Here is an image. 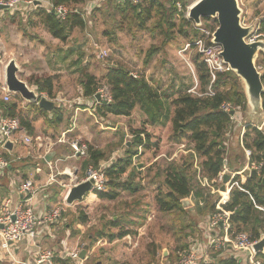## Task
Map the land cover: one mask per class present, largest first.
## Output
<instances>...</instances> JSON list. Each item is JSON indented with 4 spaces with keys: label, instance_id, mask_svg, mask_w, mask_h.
Listing matches in <instances>:
<instances>
[{
    "label": "rangeland",
    "instance_id": "rangeland-1",
    "mask_svg": "<svg viewBox=\"0 0 264 264\" xmlns=\"http://www.w3.org/2000/svg\"><path fill=\"white\" fill-rule=\"evenodd\" d=\"M31 1L34 3L43 0ZM195 1L185 0V7L181 8V11L186 18H188V8L186 9V6H191ZM237 1L242 9L241 21L245 25L257 24L258 16L264 13V0ZM102 6L103 3L99 6L100 9L95 10L96 7L90 14L87 12L89 7H86V4L78 6L80 12L83 14L85 12L84 17L87 20L86 29L75 28L81 51H73L71 54L69 51H54L53 47L46 49L50 51H25L24 54H20L21 56L18 57L19 59L17 60L19 62L17 65L28 70L29 79H40L49 74L54 75L53 97H49L45 93H38L35 86H28L35 90L40 97L53 100L55 105L59 106L58 109L64 113L68 123L69 118L77 113V128L74 134L71 135L86 141L93 150H101L103 160L111 157L113 159L123 157L125 148L130 145L133 146V150L137 151V154L132 158V163L138 170L135 180L142 182L141 191L134 196L128 192L120 191L119 197L112 201L98 199L92 193L81 202H73L69 205L75 207L76 215H84L86 217V221L79 228L80 239H78L76 249L84 248L83 236L94 232L96 228L101 227L103 223L110 221L114 216H125L127 217V227L132 232L130 233L132 245H128L124 237L112 242L105 238L99 239L102 242L97 244L98 241H96L95 247L87 251L88 255H86L87 257L89 256V260L93 259V257H101L102 264H174L178 260V252L187 245V242L184 241L189 240L185 232L182 231V226L188 227L186 232L187 230L191 232L190 239L199 240L196 247L197 250L206 249L208 244V240L204 243V247L201 244L202 238H204L202 232L204 229H201L198 223L202 215L198 216L192 213L191 216L175 219L173 214L160 212L154 200L155 195L159 191H165L162 185L164 177L162 169L172 158L178 157L179 154L192 153L187 151L190 146L187 143H174L170 140L171 123L168 118L164 124L150 125L143 123L146 120V116L138 106L131 111L129 116L107 115L104 118L96 117L92 107L99 103L100 99L106 100L108 96L111 97L104 75L110 65L122 64V62L128 64L129 67L127 68L131 71L133 77L143 76L145 79L154 80L155 83H159L162 86V89L170 97L176 96L179 90H186L196 95L191 90H198L197 75L192 62V58L197 52L192 47L185 49L193 35L189 37L181 36L178 30L174 28V38L165 46H161V39L156 34L151 35L148 30L138 28L134 18L124 19L120 13L109 8V11L114 13V16L111 17L110 14L106 15V13L102 12L104 9ZM31 11L28 13H31ZM14 13L20 12L15 11ZM212 19L202 22L206 27L212 29L214 26ZM152 21L146 22V25H150ZM256 24L254 25L255 27ZM39 26L42 27L41 24ZM107 31L112 33V37L105 34ZM11 34L12 32H8L7 38L2 40L6 48L9 45V36ZM35 35H39V33L36 31ZM39 38L41 37L39 36ZM35 40L39 41L37 37ZM51 45L53 46V44ZM151 45L160 46V48L145 63L147 58L146 51ZM57 46L61 47L62 45ZM0 48L2 49L1 43ZM32 49L34 50L33 47ZM4 52L2 51L1 54L4 56L2 58L3 62L6 63L13 55L8 53L4 55ZM20 59L24 61L20 62ZM257 59L255 65L259 66V72L262 74L264 64L261 60L257 62ZM66 65L71 69H67ZM79 67L80 69L84 68L85 72L91 74L95 82L99 84L95 93L99 96V99L96 100L94 97L92 99L83 95L79 83L82 80ZM9 101H18L19 105L22 106V113L34 119L32 124L37 134L47 137H52V135L55 137L57 135L54 131L55 127L52 124L47 126L44 123V117L40 115L38 109L30 106L32 103H28L18 94H12ZM34 105L36 104L34 103ZM241 109L240 116L242 115V120L239 118L238 122V119L236 121L231 119V129L228 134L227 146L229 154L226 156L228 162L234 168H225L224 170L225 173L232 174V176L235 175L233 174L235 168L238 169L239 167L240 170L238 172H240L247 165V159L242 150L244 145L240 144L241 121L244 125L254 126L259 124L254 112L247 105L246 109H243V107ZM65 127L67 125H59L57 131L59 132L61 128ZM140 129L147 131L150 143H146V146L136 147L134 146L132 131ZM181 145H184V147H181ZM28 149H30V146L25 147V150ZM36 153L37 151H34L31 156H26L25 159L30 158L36 161L34 157ZM23 155L26 154L24 153ZM157 156L158 158L154 160ZM82 158L85 159V157ZM38 162L43 164L41 159H38ZM78 164L81 168L82 159H79ZM127 173L122 175L121 180L126 179ZM81 175L79 173L77 178L79 179ZM192 183L198 189H201L197 185L194 174H192ZM143 213L146 215L142 221L141 216H143ZM129 221L135 223L142 221V225L137 227V225L129 224ZM187 224L191 226H186ZM110 231H116V229L110 227ZM181 244L184 246H181ZM208 249V256H217L218 252L221 251L212 247ZM201 264H207V262L205 261ZM209 264L215 263L211 262Z\"/></svg>",
    "mask_w": 264,
    "mask_h": 264
},
{
    "label": "trees",
    "instance_id": "trees-1",
    "mask_svg": "<svg viewBox=\"0 0 264 264\" xmlns=\"http://www.w3.org/2000/svg\"><path fill=\"white\" fill-rule=\"evenodd\" d=\"M92 0H49L52 7L64 5L69 10L65 18L57 17V14L51 9H39L42 24L48 30L52 37L64 42L67 40L70 32L74 28L85 29L87 20L84 14L79 11L78 6H82ZM176 1L183 4L185 0H141L138 4L128 2H118L117 0H100L98 6L90 9H100L103 3L102 12L106 15L114 16L109 8L120 13L121 17L129 20L134 18L137 27L148 30L151 35L156 34L161 39V46H165L174 38L173 30L176 28L181 36L189 37L192 42L197 36L198 31L193 27L191 20L183 15L175 5ZM153 20L150 25L146 22ZM211 20V18H203L202 21ZM178 21V22H177ZM213 28L216 27V19ZM258 31L264 33V13L258 16ZM106 35L112 37V33L106 32ZM160 46L151 45L146 51V60L158 51ZM261 60L264 64V54H260L257 62ZM195 67L199 95H193L186 90H179L178 94L170 97L165 93L159 83H155L152 79H145L143 76L133 77L127 63L113 64L107 68L104 75L105 83L109 88L111 95L110 101L100 99L99 103L94 105L92 109L98 118H104L107 115L113 116H129L131 111L138 106L146 116L145 124L157 125L164 124L168 118L171 123L170 140L174 143H187L193 152L200 158V165L203 173L209 178L214 179L225 168H231L232 164L228 162L229 149L227 146L228 134L231 129L229 115L220 109V105L224 101L239 104L246 109L247 100L244 89L239 78L232 72H219L214 81L213 95L205 94L207 92L210 76L206 64L201 60L198 53L192 58ZM82 80L80 85L83 95L97 100L98 83L94 77L85 72L84 68L80 69ZM264 80V73L261 76ZM36 87V90L46 92L47 96L53 97L52 86L55 80L54 75L45 76L43 78L30 79ZM17 98V96H15ZM38 109L39 113L45 118H49L48 124L55 127L61 122L62 113L56 107L50 115L47 111L39 108L34 104H30ZM262 106L264 109V94L262 95ZM171 108V109H170ZM0 117H16L19 119L21 127L33 136L34 127L32 120L28 115H24L18 109L16 101L0 102ZM49 115V116H48ZM134 137V146H146L150 143L149 134L145 129L132 131ZM144 136V137H142ZM145 138V139H144ZM239 138V136H238ZM243 145L251 150L250 162L260 164V169L256 171V176L245 177L247 173L243 171L241 174L230 175L229 193L221 191V200L228 201L224 204V209L230 213L229 216V232L234 235L238 232H246L250 240L258 241L264 236V128L258 130L253 126H246L242 137ZM133 146L126 147L123 157L113 159V162L105 171L106 184L101 192H93L94 196L102 200H115L119 197L120 191L134 194L141 189L140 180H135L138 172L132 163V158L137 154ZM227 155V156H226ZM103 160L101 150H93L89 146L88 157L82 160L81 168L84 170L89 164L97 165ZM192 164L193 154H179L178 157L172 158L162 169L164 177L162 185L165 191H159L155 197V203L158 210L162 213L173 214L175 219L191 216L208 214L211 216L216 211V203L220 199L219 193H210L205 189H198L192 183ZM134 165V166H133ZM130 168V170H128ZM238 167L233 172H238ZM128 171V173H127ZM127 173L125 180H121L122 175ZM242 177H245L242 179ZM198 185V184H197ZM216 194V195H215ZM213 197V198H212ZM189 200V205L184 206L182 200ZM55 203V202H54ZM58 203V202H57ZM56 204V203H55ZM146 210V209H145ZM144 210V211H145ZM143 211V210H142ZM145 214L141 216L143 221ZM202 217V216H201ZM115 218V219H114ZM103 223L101 227L96 228L94 232L83 236L84 243L86 241L88 248H91L95 242L101 238L112 242L121 239L126 234L132 233L127 227V217H117ZM76 219L81 224L86 221L84 215H77ZM142 221L135 223L129 221V224L142 225ZM186 226H191L187 224ZM110 227L116 231H110ZM127 227V228H126ZM188 227L182 226V231ZM191 232H185L186 237ZM181 246H184L181 244ZM190 250V245L179 251L178 258L185 252ZM229 250V249H228ZM231 252V251H230ZM246 259V257L244 256ZM264 264V252L258 254ZM54 264H73L68 256L63 255L54 259ZM83 264H102V258L93 257L89 260V256L84 260ZM215 264H248L247 261L235 258V253L218 259Z\"/></svg>",
    "mask_w": 264,
    "mask_h": 264
},
{
    "label": "built area",
    "instance_id": "built-area-1",
    "mask_svg": "<svg viewBox=\"0 0 264 264\" xmlns=\"http://www.w3.org/2000/svg\"><path fill=\"white\" fill-rule=\"evenodd\" d=\"M100 0H92L87 5L88 10L98 6ZM118 2H128L131 4H138L141 0H117ZM34 3L31 0H0V6L4 7L5 10L16 11L20 6H31ZM176 7L179 11L183 8V4L180 1L175 2ZM185 7V6H184ZM190 6H186V9ZM52 11L57 14V17L63 19L68 13V8L64 5H58L51 7ZM242 22V21H241ZM258 23V22H257ZM242 24H244L242 22ZM245 25V24H244ZM193 27L197 29L198 36L185 47L194 48L195 51L199 54L201 60L206 64V67L209 71L210 83L205 94L213 95V83L216 80L217 74L219 72H228L231 71L230 66L225 63L221 57V46L219 44L212 43V34L214 28L206 27L203 22L201 25L197 26L193 23ZM258 39H264V33L258 31V24H256L255 29L252 33L246 38V41L253 42ZM3 56L0 54V96L1 99L5 102H8L11 99L12 92L8 90L5 79V69L8 62H3ZM259 71V66L257 67ZM192 72L193 69L191 68ZM264 73V71H263ZM261 74V76L263 75ZM264 85V80H262ZM197 84V83H196ZM196 87V85H195ZM192 93L199 95L200 94L194 89L191 90ZM106 100H111V97H107ZM105 100V101H106ZM242 106L239 104H234L232 102L224 101L220 105V109L229 115L230 120L234 119L235 121L239 118L242 120V115L240 116V110ZM241 133H240V144L242 143V137L245 132L246 126L241 121ZM253 126V125H251ZM255 127L258 130L264 128V113L263 118L259 124H255ZM19 133H22V128L19 123V119L16 117H0V145L5 146L7 141L12 140ZM21 138L23 143L28 146H33L39 152V158L46 161L45 157L51 150V147L56 145V142L64 143L67 141L65 133H62L61 136L55 140L47 136H41L36 134L34 136L22 133ZM70 153L67 158H79L87 157L88 155V145L81 139H75L69 141ZM184 147V145H181ZM244 154L247 159L246 167L240 172H233V174H241L243 171L247 172L245 177H249L250 171L252 169L258 171L260 169V164L255 162H250L251 150L244 148ZM187 151L192 152L193 154V173L198 185L205 190H208L210 193H219V186L223 181V174L225 171L220 172L216 178L209 179L202 171L200 165V158L193 152L192 149H187ZM113 162V157L100 161L97 165L89 164L84 170V176L78 180L76 176V169L73 167L65 166L63 169L57 165V161H46L49 169V176L44 183L36 184L32 178H26L18 186V193L20 200L18 204L11 207V199L5 198L0 203V241L3 248H7L9 243L20 242L24 238L34 239L39 232V229L42 228L45 224H52L57 222L61 218V214L65 211L67 206L65 202L66 195L69 189L81 182L92 181L91 189L86 194L85 199L92 194L93 192H101L105 188L106 178L105 171ZM6 165V162L0 158V167ZM66 175L67 182L64 179H59V177ZM245 177H242L244 179ZM58 184L60 187L64 188V193L62 199L51 206L48 210H45L41 213L35 211L34 199L39 195V192L47 186ZM229 190V182L226 183V192ZM226 201L220 199L217 201L215 207L216 211L209 216L208 226H210L209 231L214 229L222 228L224 233L217 235H208V246L213 247L217 250L229 249L231 252L241 255L244 254L248 264H262L260 258H258L259 252L255 251L254 244L257 241H252L249 238V235L246 232H238L232 235L229 232V216L230 213L224 209V204ZM14 216V220L12 217ZM124 238L127 241L128 245H132V238L130 234H126ZM80 250L73 249L69 251L66 256L69 257L73 264H83V259L79 257ZM53 253L49 250L41 251L38 257L34 262L25 264H54L53 263ZM207 254L205 250L197 251L194 248H190L188 252L183 253L178 261L175 264H201L202 262H207ZM237 258V256H235ZM208 263V262H207Z\"/></svg>",
    "mask_w": 264,
    "mask_h": 264
},
{
    "label": "crops",
    "instance_id": "crops-1",
    "mask_svg": "<svg viewBox=\"0 0 264 264\" xmlns=\"http://www.w3.org/2000/svg\"><path fill=\"white\" fill-rule=\"evenodd\" d=\"M89 2H86V7L87 5H89L88 4ZM32 6H29V7L20 6L18 9H16V11H19L20 13H14V14L13 12L15 11L0 9V43L2 44V49L0 48V54L2 51L3 52L5 51L4 55L7 53L13 55V57L11 56L10 59H14L17 65V63L19 62V60H17L19 59L18 57L21 56L20 54H24L25 51H50V50H46V49H49V47H53L54 51H69L71 52V54L73 51H81V49H79L80 43H79V39L76 36L75 28L70 32L67 40L62 42L59 39L52 37L51 34L48 32V30L42 24L41 15L39 14L38 10L44 8L45 10L49 11L51 9L52 11V8H51L52 6L49 0H43L40 2L36 1L34 2V5ZM29 11H31V13H28ZM1 19L3 20L1 21ZM39 24H41L42 27H40ZM36 31L39 33V35H35ZM8 32H12V34L9 36V45L6 48L4 41L2 40L7 38ZM39 36L41 38H39ZM36 37L38 38L39 41L35 40ZM51 44H53V46ZM57 45H62V46L58 47ZM32 47L34 48V50L33 49L31 50ZM23 61L24 60L20 59V62H23ZM17 66L19 68L17 72L18 78L25 81L27 85L35 86L33 82L28 78L29 77L28 70H25L19 67V65ZM66 67L69 70L71 69L67 65ZM79 71H80V67H79ZM51 75L52 74H49L48 76H51ZM41 93L46 94V92H41ZM0 102H5L1 99V96H0ZM17 105H18V109L22 110V106L19 105L18 101H17ZM56 107L57 106L55 105V108ZM60 112L62 113V111ZM48 113L50 115L51 111ZM23 114L27 115L25 113ZM76 115L73 114V116L69 118V123H68L66 117H64V113H62L61 122L57 124L56 127L52 124L55 127L54 131L57 135L55 137H53L52 135V137L50 138L56 141V139H58L62 133H65L67 141L64 143L56 142V145L51 147V150L49 151V153L53 152V155L51 156V160L53 162L57 161V165L60 168L63 169L65 166H69V167L71 166L76 169V172H75L76 176L79 173H81L82 174L81 177L79 179L77 178L78 180H80L84 176L85 169L83 170L82 168L79 167L78 161L79 159L83 160V158L81 157L67 158L70 153L69 141L79 138V137H75L71 135V134H74L77 128L76 126L77 116ZM41 116L44 117L43 115ZM28 117L33 122L34 119L31 118L29 115ZM43 119H44V123L48 126V123L46 120H48L49 118L44 117ZM62 124L64 126L67 125V127L61 128L60 131L58 132L57 129L59 128V125H62ZM36 132L37 131L34 127L33 136L37 134ZM22 133H26V131L23 128H22ZM22 133H19L12 140L7 141V143H11V147H7L6 146L7 143L5 144L4 147L0 145V158L6 162V165L0 167V203L3 199L10 198L11 207L18 204L20 200V197H19L20 195L18 193V186L21 183V181H23L26 178H32L36 184H41V183H44L49 176V169H48V165L46 164L47 160L46 161L42 160L43 164H40V162H38V159H40L38 156L39 152L33 146H31L30 149L25 150V147H27L28 145L23 143V140L21 138ZM84 142L87 144L86 141ZM242 150L244 153V149ZM34 151H37L36 156H34L36 161L30 158L25 159L26 156H29V155L31 156L32 155L31 153H33ZM88 151H89V146H88ZM24 153L26 155H23ZM156 158H158V156L155 157L154 160H156ZM224 174H227V173L224 172ZM59 179H64L65 182H67L66 175L59 177ZM141 183L142 182H140V185ZM64 190L65 189L60 187V185L58 184H53V185L47 186L46 188H43L41 192H39V195L33 200L34 205H35V211L37 213L38 212L41 213L45 210H48L51 206L55 205V203L59 202L62 199ZM139 191H141V189ZM138 192L134 194H130V193L129 194L134 196ZM228 193H229V190L227 194ZM108 201H112V200H108ZM189 211L194 213L193 209H190ZM76 213L77 211L75 207L67 205L65 208V211L61 214V218L55 223L45 224L44 226H42V228L39 229L38 235L34 239L24 238L20 242L9 243L7 248H3L1 245V241H0V264H25L26 262L32 263L38 257L39 253L44 250H49L53 253V256H54L53 263H54L55 258L62 257L63 255H66L69 251L76 249V245L78 244V239H80V236H79L80 229L79 228L81 226V221L76 219V216H77ZM208 218H209L208 214L202 215L198 223V226L201 229L202 228L204 229L202 231L204 238H202L203 241L201 242L203 247H204V243L207 242L209 238L208 235L213 236V235L224 233L222 228L209 231L210 226H208ZM76 229H78V231H76ZM185 232H186V229H185ZM188 232L189 231L187 230L186 233ZM190 235L187 236L189 240L188 241L185 240L184 242H187L190 245V248L192 247L197 250L196 247H197V243H199L198 242L199 240L190 239ZM97 241H98L97 244L98 243L100 244L102 242L100 240H97ZM86 245L87 243H83V247H85ZM95 245H96V242L92 247L94 248ZM91 248H87V251ZM208 248H211V247H209L207 244L206 249H199V250H205L208 256V252H209ZM79 250L81 251L82 249H79ZM218 253L219 254L217 256L209 255L207 258V262H208L207 264L211 262L216 263L218 259L223 258L227 255H230L233 252H230V250L225 249V250H221ZM235 256H237V259L239 261L242 260L243 262V260L244 261L246 260L244 258L245 256L244 254H241V255L235 254Z\"/></svg>",
    "mask_w": 264,
    "mask_h": 264
},
{
    "label": "water",
    "instance_id": "water-1",
    "mask_svg": "<svg viewBox=\"0 0 264 264\" xmlns=\"http://www.w3.org/2000/svg\"><path fill=\"white\" fill-rule=\"evenodd\" d=\"M4 7L0 6V9ZM53 12V11H52ZM242 9L237 0H196L187 12L188 19L199 26L203 18L216 19L217 25L212 34V43L221 46V57L230 66L231 71L239 78L244 89L247 106L254 112L257 123L262 120L264 109L262 106V95L264 85L261 73L257 70L255 61L260 54H264V39L253 42L246 41V38L254 30V25H244L241 22ZM18 66L14 59H10L5 69V79L8 90L13 94H18L28 103L36 104L45 111H52L55 103L45 97H40L35 90L31 89L27 83L18 78ZM99 99V96H96ZM11 147V143H7ZM53 152L45 157L51 160ZM256 176V170L252 169L250 175ZM230 175L224 174L219 191H226V183L229 182ZM264 181V179H263ZM92 181H84L72 186L65 198L67 205L73 202H81L91 189ZM184 206H188V200H182ZM14 220V216L12 217ZM2 227V225H0ZM255 251L264 252V236L255 244ZM87 245L80 251L79 257L85 259Z\"/></svg>",
    "mask_w": 264,
    "mask_h": 264
},
{
    "label": "clouds",
    "instance_id": "clouds-1",
    "mask_svg": "<svg viewBox=\"0 0 264 264\" xmlns=\"http://www.w3.org/2000/svg\"><path fill=\"white\" fill-rule=\"evenodd\" d=\"M220 187V186H219Z\"/></svg>",
    "mask_w": 264,
    "mask_h": 264
}]
</instances>
